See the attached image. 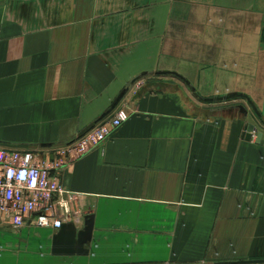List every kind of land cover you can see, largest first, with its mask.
I'll list each match as a JSON object with an SVG mask.
<instances>
[{
  "label": "crops",
  "instance_id": "obj_1",
  "mask_svg": "<svg viewBox=\"0 0 264 264\" xmlns=\"http://www.w3.org/2000/svg\"><path fill=\"white\" fill-rule=\"evenodd\" d=\"M120 103L104 142L58 153ZM0 145L51 168L63 225L92 219L65 255L60 228L0 218V264L264 259V0H0Z\"/></svg>",
  "mask_w": 264,
  "mask_h": 264
},
{
  "label": "built area",
  "instance_id": "obj_2",
  "mask_svg": "<svg viewBox=\"0 0 264 264\" xmlns=\"http://www.w3.org/2000/svg\"><path fill=\"white\" fill-rule=\"evenodd\" d=\"M129 116L125 105L118 104L99 118L85 133L60 146L58 153L69 160L104 142L113 129ZM51 168L33 161L30 151L0 145V218L15 226L27 220L40 227L59 228L62 224L58 200L65 194Z\"/></svg>",
  "mask_w": 264,
  "mask_h": 264
},
{
  "label": "water",
  "instance_id": "obj_3",
  "mask_svg": "<svg viewBox=\"0 0 264 264\" xmlns=\"http://www.w3.org/2000/svg\"><path fill=\"white\" fill-rule=\"evenodd\" d=\"M240 112L246 116L248 121L246 139L251 136L253 131H257L256 141L258 142L263 134V131L256 127L253 119L247 115V111L244 107L238 106ZM52 238V253L53 254H79L83 255L87 253L85 244L91 239L92 231V219L88 218L85 222V227L79 232H74L71 229H68L66 225H61ZM174 264V263H166ZM214 264H264V259L257 260H240V261H220L215 262Z\"/></svg>",
  "mask_w": 264,
  "mask_h": 264
}]
</instances>
